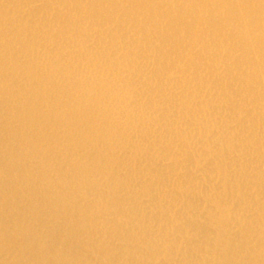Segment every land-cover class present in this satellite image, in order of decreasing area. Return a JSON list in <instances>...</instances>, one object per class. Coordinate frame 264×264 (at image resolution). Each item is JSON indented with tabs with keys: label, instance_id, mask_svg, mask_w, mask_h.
Returning <instances> with one entry per match:
<instances>
[{
	"label": "bare ground",
	"instance_id": "obj_1",
	"mask_svg": "<svg viewBox=\"0 0 264 264\" xmlns=\"http://www.w3.org/2000/svg\"><path fill=\"white\" fill-rule=\"evenodd\" d=\"M0 264H264V0H0Z\"/></svg>",
	"mask_w": 264,
	"mask_h": 264
}]
</instances>
